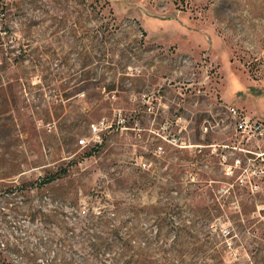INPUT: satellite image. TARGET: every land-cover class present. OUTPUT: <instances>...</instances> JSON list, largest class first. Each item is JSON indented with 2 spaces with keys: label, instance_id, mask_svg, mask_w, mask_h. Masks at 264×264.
<instances>
[{
  "label": "rangeland",
  "instance_id": "obj_1",
  "mask_svg": "<svg viewBox=\"0 0 264 264\" xmlns=\"http://www.w3.org/2000/svg\"><path fill=\"white\" fill-rule=\"evenodd\" d=\"M226 106L264 120V0H0V264H264Z\"/></svg>",
  "mask_w": 264,
  "mask_h": 264
},
{
  "label": "built area",
  "instance_id": "obj_2",
  "mask_svg": "<svg viewBox=\"0 0 264 264\" xmlns=\"http://www.w3.org/2000/svg\"><path fill=\"white\" fill-rule=\"evenodd\" d=\"M226 111L233 121L235 131L242 137L243 141L247 144H257L260 146L261 143H264V120L257 119L252 115H249L247 111L244 109H240L234 106H226ZM92 129L96 130L94 126ZM79 145L81 147L86 146V141H79ZM240 150V149H239ZM217 151V149H215ZM246 151L250 154L249 150H241ZM256 159L261 158V161L264 162V153L257 154ZM223 162V170L226 176H232L234 174V168L238 167L241 164V160L237 159L235 161V165H228L227 157H222ZM250 163V160H249ZM264 167V166H263ZM264 169V168H263ZM264 174V171H263Z\"/></svg>",
  "mask_w": 264,
  "mask_h": 264
},
{
  "label": "trees",
  "instance_id": "obj_3",
  "mask_svg": "<svg viewBox=\"0 0 264 264\" xmlns=\"http://www.w3.org/2000/svg\"><path fill=\"white\" fill-rule=\"evenodd\" d=\"M91 130H92V128H91ZM224 175H225V173H223ZM182 233V231H179L178 233H177V238H179L180 237V234Z\"/></svg>",
  "mask_w": 264,
  "mask_h": 264
}]
</instances>
